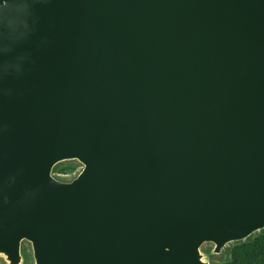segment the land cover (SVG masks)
Wrapping results in <instances>:
<instances>
[{"label":"water","instance_id":"water-1","mask_svg":"<svg viewBox=\"0 0 264 264\" xmlns=\"http://www.w3.org/2000/svg\"><path fill=\"white\" fill-rule=\"evenodd\" d=\"M263 229L264 0H0V258L208 264Z\"/></svg>","mask_w":264,"mask_h":264},{"label":"rangeland","instance_id":"rangeland-1","mask_svg":"<svg viewBox=\"0 0 264 264\" xmlns=\"http://www.w3.org/2000/svg\"><path fill=\"white\" fill-rule=\"evenodd\" d=\"M83 166L75 161L58 164L52 172L55 179L71 182L82 171ZM213 245L205 244L201 251L208 264H264V229L248 239L226 245L219 255H213ZM23 264H34L32 250L26 243L22 246ZM0 264H7L0 258Z\"/></svg>","mask_w":264,"mask_h":264}]
</instances>
